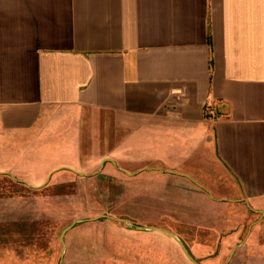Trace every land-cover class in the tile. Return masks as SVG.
I'll list each match as a JSON object with an SVG mask.
<instances>
[{
  "label": "crops",
  "instance_id": "0c3cea01",
  "mask_svg": "<svg viewBox=\"0 0 264 264\" xmlns=\"http://www.w3.org/2000/svg\"><path fill=\"white\" fill-rule=\"evenodd\" d=\"M73 171L264 208V0H0V175Z\"/></svg>",
  "mask_w": 264,
  "mask_h": 264
},
{
  "label": "rangeland",
  "instance_id": "374dc122",
  "mask_svg": "<svg viewBox=\"0 0 264 264\" xmlns=\"http://www.w3.org/2000/svg\"><path fill=\"white\" fill-rule=\"evenodd\" d=\"M76 172L39 188L0 175V264H264V208L196 191L168 206L173 192Z\"/></svg>",
  "mask_w": 264,
  "mask_h": 264
},
{
  "label": "built area",
  "instance_id": "2783aa9c",
  "mask_svg": "<svg viewBox=\"0 0 264 264\" xmlns=\"http://www.w3.org/2000/svg\"><path fill=\"white\" fill-rule=\"evenodd\" d=\"M206 113L209 117H215L216 116V108L213 105L208 104L206 106Z\"/></svg>",
  "mask_w": 264,
  "mask_h": 264
},
{
  "label": "water",
  "instance_id": "95a60500",
  "mask_svg": "<svg viewBox=\"0 0 264 264\" xmlns=\"http://www.w3.org/2000/svg\"><path fill=\"white\" fill-rule=\"evenodd\" d=\"M21 181H23L25 184H28V183H27L26 181H24V180H21ZM37 187H39V186H37ZM37 187H36V188H37ZM263 213H264V211H263ZM78 221H80V220H78Z\"/></svg>",
  "mask_w": 264,
  "mask_h": 264
}]
</instances>
